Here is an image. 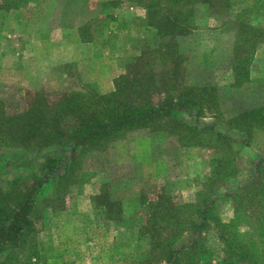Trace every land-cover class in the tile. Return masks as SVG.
I'll return each mask as SVG.
<instances>
[{
  "label": "rangeland",
  "instance_id": "obj_1",
  "mask_svg": "<svg viewBox=\"0 0 264 264\" xmlns=\"http://www.w3.org/2000/svg\"><path fill=\"white\" fill-rule=\"evenodd\" d=\"M203 1L170 7L160 0L153 14L145 5L155 0H29L0 8V99L7 112L25 109L34 93L50 100L87 85L110 92L114 79L144 52L155 57L153 73L164 74L178 58L184 83L215 87V104L181 117L222 135L161 122L160 129L129 130L105 147L81 148L65 178L55 175L37 195L35 249L27 264H158L165 239L173 248L189 245L195 238L189 224L211 219L212 212L231 221L237 194L264 179V124L250 126L244 118L240 129L233 128L240 112L264 109V0ZM159 15H176L193 28L174 37L171 56L148 51L149 40H157L149 25ZM77 34L88 44L78 61L48 64L50 53L76 49ZM48 151L60 156L69 150ZM48 151L1 144L0 181L24 176L27 168L40 176L36 163ZM103 184L120 201L119 214L99 206L95 196ZM241 211L250 216L252 208ZM239 229L247 230L244 223ZM200 240L209 259L220 261L223 244L212 224Z\"/></svg>",
  "mask_w": 264,
  "mask_h": 264
},
{
  "label": "trees",
  "instance_id": "obj_2",
  "mask_svg": "<svg viewBox=\"0 0 264 264\" xmlns=\"http://www.w3.org/2000/svg\"><path fill=\"white\" fill-rule=\"evenodd\" d=\"M28 1L0 0V8L10 10ZM158 1L160 0L145 5L147 11L152 14L157 11L155 8L158 7ZM164 1L172 7L186 6L194 0ZM180 21L181 17L176 15H159L151 21L149 26L155 28L154 35L157 40H149L153 47L148 48V51L171 56L174 51L172 47L175 46L174 37L188 33L192 28L181 25ZM144 43L147 42L144 40ZM151 60H155V57L145 58L144 52L137 56L133 64H128L129 69L114 79V88L107 93L99 92L88 85L85 90L64 92L58 98L50 99L51 101L43 92L34 93L27 107L16 113L7 112L0 99V145L14 144L23 150L34 149L35 153L48 151L53 146H62L69 150L60 156L49 153L50 151L40 153L43 160L36 163L40 165V176L34 173L29 175L27 168L24 176L0 181V264H27V260L33 256L35 245L32 239L36 231L33 213L37 195L42 186L55 175L62 177L63 172L70 169L81 148L87 151L105 147L129 130L160 129L163 127L161 122L170 129L196 134L205 131L221 138L222 135L214 131L213 126H191L181 117L183 113L191 114L194 109L197 110L196 114H200L205 104L209 107L215 104V87L184 83L183 69L179 66L178 58H173L172 66L164 74L151 72ZM237 68L238 65L234 67L235 82L239 79ZM262 110L264 109L240 112L233 117V128L240 129V121L244 118L248 119L250 126L263 125ZM22 155L20 153L15 156ZM30 176L32 177L29 179ZM263 182L264 179H261L241 189L237 194L239 203L235 208V217L231 221L223 222L212 212L211 219L202 217L189 224L190 232L195 235L189 245L173 248L169 239H165L162 251L164 260L158 264H264ZM95 198L99 200L100 207L109 212L120 213L121 203L111 195L106 184H103ZM245 205L252 208L250 216L245 215L246 211H241ZM107 217L116 218L110 214ZM242 223L247 230L239 229ZM211 224L216 228L218 238L223 244L222 257L216 263L209 259V251L200 240V233Z\"/></svg>",
  "mask_w": 264,
  "mask_h": 264
},
{
  "label": "crops",
  "instance_id": "obj_3",
  "mask_svg": "<svg viewBox=\"0 0 264 264\" xmlns=\"http://www.w3.org/2000/svg\"><path fill=\"white\" fill-rule=\"evenodd\" d=\"M73 30L74 29H71V32ZM73 37H74V35H73ZM68 40L69 39L64 38L63 43L67 44ZM61 42H62V40H61ZM87 45L88 44L81 42V39L79 38V35L77 34V36H75V44H74L76 49L73 50L72 52H71V50L65 49V51H57V53L55 51L53 53H50L52 55L49 56V58H51V59H50L48 64L57 65V64H63V63L65 64L67 62L78 61V59L82 56L81 53H82L83 48H86Z\"/></svg>",
  "mask_w": 264,
  "mask_h": 264
}]
</instances>
